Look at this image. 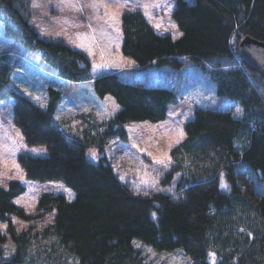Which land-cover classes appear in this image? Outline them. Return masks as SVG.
<instances>
[{
    "label": "trees",
    "instance_id": "1",
    "mask_svg": "<svg viewBox=\"0 0 264 264\" xmlns=\"http://www.w3.org/2000/svg\"><path fill=\"white\" fill-rule=\"evenodd\" d=\"M34 14L32 0H0V19L10 35L39 50L68 82L92 78L88 56L40 35L30 22ZM172 17L181 31L177 38L157 33L139 9L123 11L121 52L138 68L178 67L187 55L212 72L217 91L238 102L241 115L195 107L184 137L170 149L171 190L143 193L119 179L106 144L110 137L126 141L130 120L164 118L168 103L177 100L172 89L126 81L120 70L103 72L93 78L94 91L110 93L119 109L105 121L69 131L61 127L66 120L55 119L59 89L49 88L46 107L9 89L25 141L43 143L48 151L18 156L26 176L61 180L74 197L44 191L35 215L54 210L52 220L18 228L11 213L33 215L12 201L25 186L17 179L0 184V222L7 226L0 228V264H153L134 239L160 250L180 247L191 264H264V189L256 185L264 175V78L237 51L245 34L264 40V0H176ZM6 57L0 55V96L12 67ZM89 148L96 149V158L87 156Z\"/></svg>",
    "mask_w": 264,
    "mask_h": 264
},
{
    "label": "rangeland",
    "instance_id": "2",
    "mask_svg": "<svg viewBox=\"0 0 264 264\" xmlns=\"http://www.w3.org/2000/svg\"><path fill=\"white\" fill-rule=\"evenodd\" d=\"M35 1L38 6L33 7L36 13L30 19L32 25L40 35L62 39L82 50L90 60L92 78L78 82L61 78L41 57L39 50L26 48L7 32L5 20L0 19V55L7 54L5 62L12 65L9 80L2 88L5 95L0 96V184L6 186L12 179L20 180L25 189L12 201L25 213L33 214L21 218L11 213L10 218L18 228L41 226L52 220L54 210L42 218L35 215L38 198L44 191L60 192L68 199L74 197V192L61 180H37L26 176L18 156L22 153L45 156L48 151L43 143L25 141L14 121L13 97L7 92L9 89L26 95L41 107H46L50 98L49 88L59 89L61 100L55 119L66 120L61 124L64 131L77 127L86 129L94 122L107 120L119 109L110 93L99 96L94 91L93 78L103 72L120 70L126 81L138 80L172 89L177 100L168 103L164 118L130 120L125 123L127 140L110 137L106 144L105 154L119 179L143 193L171 190L175 174H168L172 168L170 149L184 137V124L193 117L195 107H212L230 111L234 116L241 115V105L217 91L212 72L196 65L187 55L181 56L182 64L178 67L151 64L138 68L135 59L121 52L123 11L139 9L157 33L177 38L181 31L172 17L176 0ZM187 1L193 3L195 0ZM118 4L126 6L118 7ZM113 16L115 19L110 18ZM86 154L96 158L97 151L89 148ZM223 179L221 171V184ZM256 185L264 189V175L256 180ZM5 225L0 222L1 229L5 230ZM134 243L141 245L153 264H191L190 257L180 247L160 250L140 239H134ZM11 244L8 238L6 246L12 250Z\"/></svg>",
    "mask_w": 264,
    "mask_h": 264
},
{
    "label": "water",
    "instance_id": "3",
    "mask_svg": "<svg viewBox=\"0 0 264 264\" xmlns=\"http://www.w3.org/2000/svg\"><path fill=\"white\" fill-rule=\"evenodd\" d=\"M237 51L239 56L264 78V40L245 34L237 43Z\"/></svg>",
    "mask_w": 264,
    "mask_h": 264
},
{
    "label": "snow or ice",
    "instance_id": "4",
    "mask_svg": "<svg viewBox=\"0 0 264 264\" xmlns=\"http://www.w3.org/2000/svg\"><path fill=\"white\" fill-rule=\"evenodd\" d=\"M38 5L37 4H33V7H37ZM126 5H120V4H118V7H125ZM170 7V6H169ZM111 19H115V17L113 16V17H110ZM173 27H175V25H173ZM239 113V109H237V114ZM183 135V133H181V136ZM94 155V154H93ZM161 163H163L162 161H161ZM165 167H167V165H165ZM226 186V185H225ZM153 216H155V213H153ZM4 227H7L6 225L4 226ZM137 246H139V245H137ZM210 255H212V256H214V253H210Z\"/></svg>",
    "mask_w": 264,
    "mask_h": 264
},
{
    "label": "crops",
    "instance_id": "5",
    "mask_svg": "<svg viewBox=\"0 0 264 264\" xmlns=\"http://www.w3.org/2000/svg\"><path fill=\"white\" fill-rule=\"evenodd\" d=\"M36 4V1L35 0H32V8H33V4ZM35 9V8H34ZM36 13V12H35Z\"/></svg>",
    "mask_w": 264,
    "mask_h": 264
}]
</instances>
